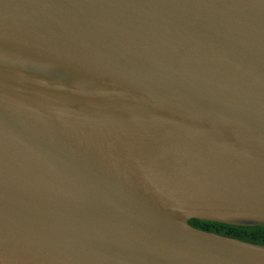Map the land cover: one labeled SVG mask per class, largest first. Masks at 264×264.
I'll list each match as a JSON object with an SVG mask.
<instances>
[{
  "label": "water",
  "instance_id": "water-1",
  "mask_svg": "<svg viewBox=\"0 0 264 264\" xmlns=\"http://www.w3.org/2000/svg\"><path fill=\"white\" fill-rule=\"evenodd\" d=\"M191 218L264 225V0H0V264H264Z\"/></svg>",
  "mask_w": 264,
  "mask_h": 264
},
{
  "label": "trees",
  "instance_id": "trees-1",
  "mask_svg": "<svg viewBox=\"0 0 264 264\" xmlns=\"http://www.w3.org/2000/svg\"><path fill=\"white\" fill-rule=\"evenodd\" d=\"M188 223L195 228L203 229L220 235L235 237L240 240L264 245V225L259 226H239L211 222L205 220L188 219Z\"/></svg>",
  "mask_w": 264,
  "mask_h": 264
}]
</instances>
